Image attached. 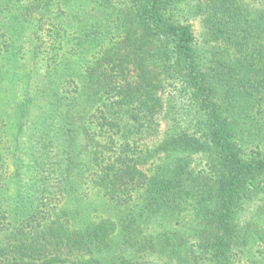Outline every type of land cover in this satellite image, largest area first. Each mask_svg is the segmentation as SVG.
Listing matches in <instances>:
<instances>
[{
  "label": "trees",
  "instance_id": "1",
  "mask_svg": "<svg viewBox=\"0 0 264 264\" xmlns=\"http://www.w3.org/2000/svg\"><path fill=\"white\" fill-rule=\"evenodd\" d=\"M0 264H264V0H0Z\"/></svg>",
  "mask_w": 264,
  "mask_h": 264
},
{
  "label": "rangeland",
  "instance_id": "2",
  "mask_svg": "<svg viewBox=\"0 0 264 264\" xmlns=\"http://www.w3.org/2000/svg\"><path fill=\"white\" fill-rule=\"evenodd\" d=\"M197 30V26H194V31H196Z\"/></svg>",
  "mask_w": 264,
  "mask_h": 264
}]
</instances>
